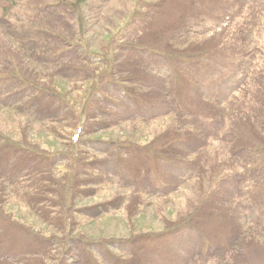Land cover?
<instances>
[{"label": "rangeland", "instance_id": "obj_1", "mask_svg": "<svg viewBox=\"0 0 264 264\" xmlns=\"http://www.w3.org/2000/svg\"><path fill=\"white\" fill-rule=\"evenodd\" d=\"M0 264H264V0H0Z\"/></svg>", "mask_w": 264, "mask_h": 264}, {"label": "trees", "instance_id": "obj_2", "mask_svg": "<svg viewBox=\"0 0 264 264\" xmlns=\"http://www.w3.org/2000/svg\"><path fill=\"white\" fill-rule=\"evenodd\" d=\"M12 1H13V0H12ZM79 4H80V3H78L77 5H79ZM77 5H76V6H77ZM76 6H75V7H76ZM80 7H81V4H80ZM108 75H110V73H109ZM108 75H107V76H108ZM107 76H106V77H107ZM97 83H98V82H97ZM97 83H96V84H97ZM96 84H95V86H94V90H95ZM97 85H98V84H97ZM80 96H81V95H80ZM80 129H81V128H80ZM80 129H76V134L80 131ZM77 137H78V136H74L73 144H75V145H77L76 141L79 140V137H78V138H77ZM76 139H77V140H76Z\"/></svg>", "mask_w": 264, "mask_h": 264}]
</instances>
